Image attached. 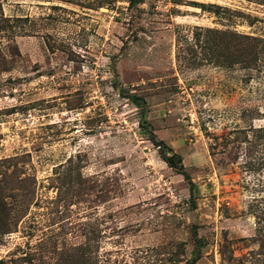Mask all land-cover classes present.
I'll return each instance as SVG.
<instances>
[{
  "label": "rangeland",
  "instance_id": "rangeland-1",
  "mask_svg": "<svg viewBox=\"0 0 264 264\" xmlns=\"http://www.w3.org/2000/svg\"><path fill=\"white\" fill-rule=\"evenodd\" d=\"M0 264H264V0H0Z\"/></svg>",
  "mask_w": 264,
  "mask_h": 264
},
{
  "label": "trees",
  "instance_id": "trees-1",
  "mask_svg": "<svg viewBox=\"0 0 264 264\" xmlns=\"http://www.w3.org/2000/svg\"><path fill=\"white\" fill-rule=\"evenodd\" d=\"M133 3L139 2V0H132ZM207 36H204L202 40L201 33L197 32V43L200 47L208 46L212 57H216V53L220 52L218 61L223 66H234L237 63H248L256 61L258 59V52L256 48L251 44L253 40L249 36L242 35L237 32H232L229 35L227 32H220V30L207 29ZM211 36H218L220 40H212ZM249 41V43H248ZM204 44V46L202 45ZM220 59V60H219ZM157 143L160 149V154L163 160L171 167L176 169L180 174L184 175L186 179H190V176L185 172L184 168L180 166L181 158L176 153L168 155L163 149V142L158 141Z\"/></svg>",
  "mask_w": 264,
  "mask_h": 264
}]
</instances>
